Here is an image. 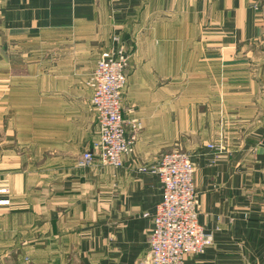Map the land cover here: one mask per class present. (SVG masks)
Masks as SVG:
<instances>
[{"label": "crops", "instance_id": "1", "mask_svg": "<svg viewBox=\"0 0 264 264\" xmlns=\"http://www.w3.org/2000/svg\"><path fill=\"white\" fill-rule=\"evenodd\" d=\"M114 37L141 130L122 167L80 168ZM173 150L213 236L184 264H264V0H0V264H147L161 184L138 169Z\"/></svg>", "mask_w": 264, "mask_h": 264}, {"label": "built area", "instance_id": "2", "mask_svg": "<svg viewBox=\"0 0 264 264\" xmlns=\"http://www.w3.org/2000/svg\"><path fill=\"white\" fill-rule=\"evenodd\" d=\"M115 47L102 51L88 86L92 90L91 110L97 125V139L91 149L81 154L80 168L98 162L118 169L125 157H132L138 121H126L122 116L123 93L126 87L129 53L117 37ZM220 155V145H209ZM141 173L157 175L161 184V199L153 215L149 237L147 264H184L185 257L199 255L213 244V236L198 221V204L194 185L195 166L190 156L173 150L162 154L151 169ZM0 193H5L4 190ZM0 204L7 205L8 201Z\"/></svg>", "mask_w": 264, "mask_h": 264}]
</instances>
